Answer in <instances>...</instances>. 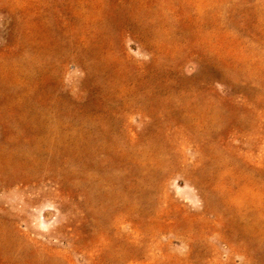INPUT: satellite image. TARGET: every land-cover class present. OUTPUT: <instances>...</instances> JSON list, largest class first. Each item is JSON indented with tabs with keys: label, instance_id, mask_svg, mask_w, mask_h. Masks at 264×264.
I'll return each mask as SVG.
<instances>
[{
	"label": "rangeland",
	"instance_id": "1",
	"mask_svg": "<svg viewBox=\"0 0 264 264\" xmlns=\"http://www.w3.org/2000/svg\"><path fill=\"white\" fill-rule=\"evenodd\" d=\"M0 264H264V0H0Z\"/></svg>",
	"mask_w": 264,
	"mask_h": 264
}]
</instances>
